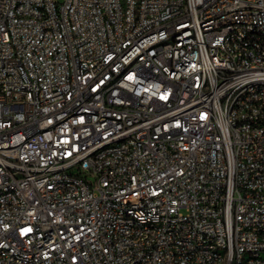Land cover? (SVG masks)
<instances>
[{"label": "built area", "instance_id": "built-area-1", "mask_svg": "<svg viewBox=\"0 0 264 264\" xmlns=\"http://www.w3.org/2000/svg\"><path fill=\"white\" fill-rule=\"evenodd\" d=\"M0 264H264V0H0Z\"/></svg>", "mask_w": 264, "mask_h": 264}, {"label": "rangeland", "instance_id": "rangeland-1", "mask_svg": "<svg viewBox=\"0 0 264 264\" xmlns=\"http://www.w3.org/2000/svg\"><path fill=\"white\" fill-rule=\"evenodd\" d=\"M88 180L93 181L94 178H93L92 176H89V177H88Z\"/></svg>", "mask_w": 264, "mask_h": 264}]
</instances>
